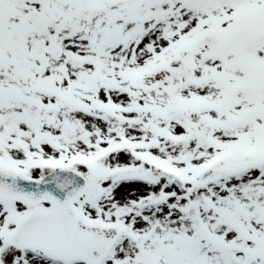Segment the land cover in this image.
Segmentation results:
<instances>
[{"label": "snow or ice", "instance_id": "1", "mask_svg": "<svg viewBox=\"0 0 264 264\" xmlns=\"http://www.w3.org/2000/svg\"><path fill=\"white\" fill-rule=\"evenodd\" d=\"M0 264H264V0H0Z\"/></svg>", "mask_w": 264, "mask_h": 264}]
</instances>
